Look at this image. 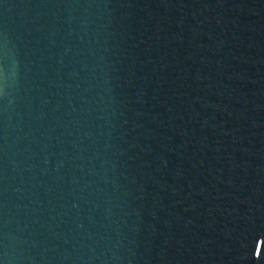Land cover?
Returning a JSON list of instances; mask_svg holds the SVG:
<instances>
[{
	"label": "water",
	"instance_id": "95a60500",
	"mask_svg": "<svg viewBox=\"0 0 264 264\" xmlns=\"http://www.w3.org/2000/svg\"><path fill=\"white\" fill-rule=\"evenodd\" d=\"M0 264H264V0H0Z\"/></svg>",
	"mask_w": 264,
	"mask_h": 264
}]
</instances>
